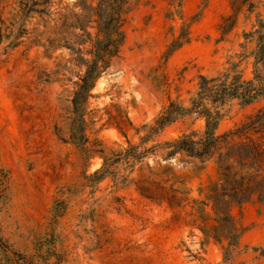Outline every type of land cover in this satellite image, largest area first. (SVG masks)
<instances>
[{
  "label": "rangeland",
  "instance_id": "obj_1",
  "mask_svg": "<svg viewBox=\"0 0 264 264\" xmlns=\"http://www.w3.org/2000/svg\"><path fill=\"white\" fill-rule=\"evenodd\" d=\"M97 5L0 0V264H264V97L222 106L217 134L234 132L240 177L255 178L232 210L244 230L232 248L203 231L216 214L207 206L204 223L195 202L219 179L218 155L169 154L185 134L200 140L206 120L189 112L151 136L143 128L172 101L190 108L200 75L234 62L254 77L249 34L264 32V0H125V40L83 103L81 147L73 99Z\"/></svg>",
  "mask_w": 264,
  "mask_h": 264
},
{
  "label": "trees",
  "instance_id": "obj_2",
  "mask_svg": "<svg viewBox=\"0 0 264 264\" xmlns=\"http://www.w3.org/2000/svg\"><path fill=\"white\" fill-rule=\"evenodd\" d=\"M28 3V2H27ZM125 0H98L96 7L92 6V17L95 15L97 23L96 38L93 42V49L90 53L93 55L91 60L84 59L83 63L77 64L81 69L78 72L80 81L76 83L78 89L75 91L73 103L75 109L80 115V126L76 130L80 135L73 134V142L81 147L88 141L86 138V120L84 118V101H88L92 95V90L96 87L97 80L102 73L108 68L110 60L115 57L125 40V33L120 29V20L122 8ZM78 25V24H77ZM80 29L85 30L84 24H79ZM229 30H224V34ZM91 36L90 32H87ZM256 36L257 46L252 52L254 57V77L251 79L244 78V72L238 68L240 63L231 62V67L226 72H221L218 76L209 77L200 75L198 91L191 99L192 106L187 108L182 104L172 101L155 120L154 125L146 124L143 126L149 131L147 136L160 132L166 126L173 123L177 118L189 112H195L206 120L205 131L200 140H194L193 135L185 134L167 144L174 149L169 154H175L180 151H186L203 159L212 158L216 154L219 166V179L207 187L206 199L195 202L202 203L198 209L201 219L206 223L210 217L202 216L205 208L212 205L216 214L214 221L217 225H205L203 231L211 236L220 235L218 240L227 238L230 240V248L236 246L244 230L241 228L239 220L233 215L232 210L235 206L242 207L254 194V186L251 184L255 178H250L247 183L244 178L240 177V171L237 170L243 164V159L239 156L236 149L237 144L231 135L234 132L229 131L225 134L218 135L217 130L223 118L222 106L231 99H240L244 104H251L261 97H264V32L257 30L249 34ZM185 35L178 37L166 52L169 57L174 51L184 45ZM188 41V39H187ZM79 54L84 53L82 48H78ZM249 57V55L241 54ZM261 67V69H259ZM76 132V133H77ZM230 137V139H229ZM258 148V147H257ZM257 148L251 147L252 151ZM86 149V148H85ZM226 150V152H222ZM255 162L250 163L253 166ZM108 158H105L104 166L96 171V174L105 175ZM204 190L201 189V193ZM264 199V195H262ZM179 203H182L179 200ZM222 231V234L219 232ZM215 233V234H214Z\"/></svg>",
  "mask_w": 264,
  "mask_h": 264
}]
</instances>
